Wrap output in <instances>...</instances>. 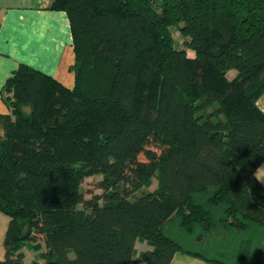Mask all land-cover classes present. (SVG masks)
Here are the masks:
<instances>
[{
	"label": "trees",
	"instance_id": "obj_1",
	"mask_svg": "<svg viewBox=\"0 0 264 264\" xmlns=\"http://www.w3.org/2000/svg\"><path fill=\"white\" fill-rule=\"evenodd\" d=\"M51 9L69 17L76 82L20 65L5 84L0 264H171L177 252L260 264L264 0H54ZM173 26L195 57L173 47ZM96 176L102 193L86 198ZM138 241L151 247L140 257ZM28 243L44 248L40 261L26 262Z\"/></svg>",
	"mask_w": 264,
	"mask_h": 264
},
{
	"label": "crops",
	"instance_id": "obj_2",
	"mask_svg": "<svg viewBox=\"0 0 264 264\" xmlns=\"http://www.w3.org/2000/svg\"><path fill=\"white\" fill-rule=\"evenodd\" d=\"M53 1L0 0V114L9 113L4 101V87L20 65L41 71L69 89L75 87L73 66L76 53L70 20L66 12L51 9ZM257 106L264 113V93L258 99ZM261 185L264 188V184ZM9 222L10 219L0 212V262L5 260L4 241ZM139 247L142 249L139 250ZM150 248L146 242L138 241V257ZM171 264L214 263L177 252ZM260 264H264V248Z\"/></svg>",
	"mask_w": 264,
	"mask_h": 264
},
{
	"label": "rangeland",
	"instance_id": "obj_3",
	"mask_svg": "<svg viewBox=\"0 0 264 264\" xmlns=\"http://www.w3.org/2000/svg\"><path fill=\"white\" fill-rule=\"evenodd\" d=\"M167 31H168V37H169L168 39L171 42V44H173L174 48H176L177 50L186 51L189 57H195V51L187 45V40L182 35L179 27L173 26V27L169 28ZM170 42H168V43H170ZM234 76H235L234 71L229 72L230 79L233 78ZM5 96H7L9 99L12 98V94L7 93ZM24 110L26 112L30 111V109L28 107L27 108L25 107ZM153 148L155 150H157V148H155V147H153ZM101 179H102L101 176L90 177V178L86 179V181L83 184V192H84L86 198H90L93 194L102 193V190L98 188V183L101 181ZM157 183H158L157 179L153 178L149 184L148 190L149 191H156L158 188ZM173 221L175 222L174 219H173ZM38 243L41 244L42 246L44 245L43 241L40 238L38 239ZM32 245H33L32 243L25 244L21 250L25 254V256L27 258L26 261L28 263H30L32 261H40V254L42 252H44V248L39 252L33 250ZM141 249H142V247H139V250H141Z\"/></svg>",
	"mask_w": 264,
	"mask_h": 264
},
{
	"label": "clouds",
	"instance_id": "obj_4",
	"mask_svg": "<svg viewBox=\"0 0 264 264\" xmlns=\"http://www.w3.org/2000/svg\"><path fill=\"white\" fill-rule=\"evenodd\" d=\"M253 176L256 177L258 183L264 184V165L258 166Z\"/></svg>",
	"mask_w": 264,
	"mask_h": 264
}]
</instances>
